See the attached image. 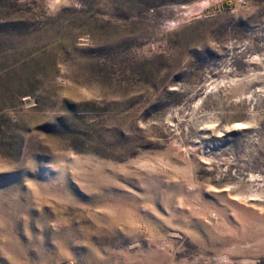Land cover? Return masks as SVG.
I'll use <instances>...</instances> for the list:
<instances>
[{"label": "rangeland", "instance_id": "rangeland-1", "mask_svg": "<svg viewBox=\"0 0 264 264\" xmlns=\"http://www.w3.org/2000/svg\"><path fill=\"white\" fill-rule=\"evenodd\" d=\"M0 264H264V0H0Z\"/></svg>", "mask_w": 264, "mask_h": 264}]
</instances>
